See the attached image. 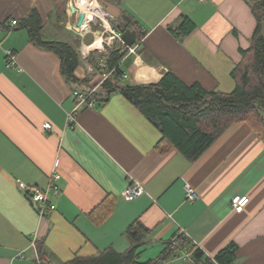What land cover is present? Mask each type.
I'll return each mask as SVG.
<instances>
[{"label":"crops","instance_id":"1","mask_svg":"<svg viewBox=\"0 0 264 264\" xmlns=\"http://www.w3.org/2000/svg\"><path fill=\"white\" fill-rule=\"evenodd\" d=\"M99 1L115 30L122 36L130 31L135 39L136 54L120 61L128 74L123 84H156L172 72L206 91L235 89L232 72L256 28L251 0ZM69 2L63 26L53 0H0V264H67L106 250L123 254L132 246L127 230L136 220L148 230L139 263L158 259L184 232L187 244L198 245L206 257L233 242L234 264H264V140L258 129L233 122L189 159L119 92L76 109L60 58L36 44L28 29L10 24L36 13L43 40L80 49L75 75L82 88H90L105 59L98 53L99 68L91 73L95 50L72 35ZM182 17L195 28L179 37L173 30ZM127 22L134 27L122 32L119 26ZM7 51L16 54L15 66H7ZM55 172L60 191L50 199L56 209L41 216L20 185L45 187ZM130 183L141 184L145 194L126 199L122 193ZM185 184L198 192L196 200L185 198ZM236 195L250 199L242 212L232 209ZM94 211L109 213L96 224ZM35 238L41 253L31 247ZM180 255L166 264H194Z\"/></svg>","mask_w":264,"mask_h":264},{"label":"trees","instance_id":"2","mask_svg":"<svg viewBox=\"0 0 264 264\" xmlns=\"http://www.w3.org/2000/svg\"><path fill=\"white\" fill-rule=\"evenodd\" d=\"M251 1L256 28L251 46L242 51V60L232 72L236 81L232 92L206 91L197 83L187 85L174 73L167 72L156 84H123L116 75H112L101 84H98V79L97 83L91 86H99L95 94L97 99L102 102L114 92L121 93L155 123L162 133L163 141H167L189 159L199 157L233 122H249L258 129L264 140V0ZM53 2L57 8L58 21L65 26L68 21L69 0H53ZM39 23V18L33 12L13 28L28 29L36 44L54 52L60 58L61 71L66 80L73 85L74 90H88L89 88L81 87L84 83L75 75L80 63V54L76 46L59 40H43L40 36ZM92 26L94 31L101 29L96 23ZM133 27L127 22L122 23L119 29L125 32ZM194 28L195 24L191 19L182 17L181 23L173 32L179 37H184ZM127 52V46L116 40L114 46L103 53V58L107 66L113 68ZM119 72L118 69L116 73ZM109 211L104 213L103 210L101 213L94 211L91 218L99 224ZM147 233L148 230L142 222L136 220L127 230L132 246L123 254L106 250L98 256L84 260L76 259L67 264H158L176 254V252H164L158 259L139 263L138 252L145 244ZM187 247L194 264H234L236 259L237 246L233 242L213 258L204 256L202 250L193 245L187 244ZM37 248L41 253V245L38 244Z\"/></svg>","mask_w":264,"mask_h":264},{"label":"built area","instance_id":"3","mask_svg":"<svg viewBox=\"0 0 264 264\" xmlns=\"http://www.w3.org/2000/svg\"><path fill=\"white\" fill-rule=\"evenodd\" d=\"M200 1H203V0H200ZM108 15H109L108 18H112L111 14L108 13ZM17 23H18L17 20H12L10 24L11 26H16ZM74 28L78 30L76 26H74ZM106 29L107 31L109 30L112 34L109 37V42L114 44V42L118 40L122 44L126 45L122 39V33L116 30H113L110 26L109 28L106 27ZM104 34L105 32H103V34L101 35L102 38ZM104 41L105 40H103V43ZM127 48H128V52L124 56L123 59H125L129 55L136 54V49H137L136 45L127 46ZM6 62H7L8 67L15 66L17 62L16 54L12 51H7L6 52ZM120 65H121V62L117 66L113 68H109L104 60L100 61L99 83L98 84H101L102 82L110 78L112 75H116L117 79H119L120 81L128 80L127 72L121 71ZM118 69L120 70V72L116 73ZM96 91H97V86L91 87L86 91L75 89L73 92V96L76 102V109L81 105H87L88 107H91V108L95 107L99 102V100L97 99L95 95ZM69 119L71 121H74L73 113L69 115ZM45 128L50 129L51 125L49 123H46ZM59 177L60 175L58 173L56 172L53 173L48 181V184L45 187H41L39 185H33L31 187L25 184L20 185L21 189L27 194V197L36 207L37 211L39 212L41 216L46 215L47 213L56 209L55 204L51 202L50 196L57 195L60 191L59 186L56 184V180H58ZM184 192H185V198L189 201H194L198 198V192L193 187H191L189 184L184 185ZM122 194L126 199L132 201L144 195L145 189L139 183H130L126 187V189L123 191ZM249 201L250 199L247 195H236L231 199L232 209L236 212H242L244 208L246 207V205L249 203ZM187 241H188L187 235L184 232H182L180 233L178 237L174 238L169 243H167L165 252L167 253L179 252L181 253L180 256L185 261H189V260L191 261L193 260V258L191 257V254L188 253L187 251H184ZM36 246L37 245H36V238H35L31 242V247L37 249ZM196 246L198 247V245ZM22 254L23 253L21 252L20 256L23 257ZM158 264H166V262L165 261L159 262Z\"/></svg>","mask_w":264,"mask_h":264},{"label":"rangeland","instance_id":"4","mask_svg":"<svg viewBox=\"0 0 264 264\" xmlns=\"http://www.w3.org/2000/svg\"><path fill=\"white\" fill-rule=\"evenodd\" d=\"M71 1L74 4H76V0H71ZM96 2L98 4L97 15L93 18V20H89V21H87V24L83 25L84 24L83 23L81 26L77 25V13H80L82 11H81V9L78 8V6L76 4V8L78 9V12H76V14H74V16L72 18V24H75V25H72V29H71V33H72V35L74 37L82 38V40H84L86 42V44H89V45L91 43H93L96 38H100L101 39V37H102L101 35L103 34V32H105V34L103 36V40H105L104 43H103V47H102V39H101V48H94L96 50L94 51V53L92 52L94 54V58H93L94 59V63L97 66V68L95 67L96 69L93 68V69L96 70V71H92L91 72L93 74H94V72L97 73V69L99 68V55H98V53H105L108 48L110 49V48H112L114 46V44L109 42V37L112 34H111V32L109 30L107 31L106 27L109 28V26H110L113 30H115V27H116V23L114 22V20L112 18H108L109 17V15H108L109 12L105 9V7L102 5V3L99 0H97ZM70 13H71V11H70ZM104 19H105V21H104ZM89 22H91V23H89ZM106 22H108L109 26L106 24ZM93 23H96L98 26L101 27V29L94 31L93 30L94 28L92 26ZM105 25H106V27H105ZM74 26H76L78 28V30L75 29ZM98 49H101V50H98ZM78 51H79V53H80V55L82 57L83 54L80 51V49ZM129 62L130 61H127V63H129ZM98 71H99V69H98ZM178 258L182 259V261H185L181 256H179ZM185 263H189V262L185 261Z\"/></svg>","mask_w":264,"mask_h":264},{"label":"bare ground","instance_id":"5","mask_svg":"<svg viewBox=\"0 0 264 264\" xmlns=\"http://www.w3.org/2000/svg\"><path fill=\"white\" fill-rule=\"evenodd\" d=\"M76 4H77L78 8L81 9V11L84 14H86V18L83 22L84 23L83 25L87 24L86 23L87 21L93 20V18L97 15L98 4H97L96 0H76ZM104 21H105V19H104ZM89 23H91V22H89ZM106 24L108 25V22H106ZM101 39H102V47H103V38L101 37ZM101 39L96 38L92 44L87 46V49L96 50L94 48H101Z\"/></svg>","mask_w":264,"mask_h":264},{"label":"water","instance_id":"6","mask_svg":"<svg viewBox=\"0 0 264 264\" xmlns=\"http://www.w3.org/2000/svg\"><path fill=\"white\" fill-rule=\"evenodd\" d=\"M69 9L71 10L72 14H76V12H78V9L76 8V4H74L72 1L69 2ZM85 18H86V14H84L83 12L77 13V25L81 26ZM131 35L132 34L130 33V31H127L122 36V39L127 46H132L135 40L134 37L133 38L131 37Z\"/></svg>","mask_w":264,"mask_h":264}]
</instances>
